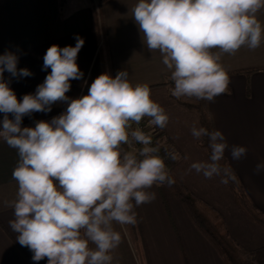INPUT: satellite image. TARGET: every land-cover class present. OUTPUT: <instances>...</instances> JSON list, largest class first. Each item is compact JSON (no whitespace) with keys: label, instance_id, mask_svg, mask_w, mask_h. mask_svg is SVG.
Instances as JSON below:
<instances>
[{"label":"clouds","instance_id":"obj_1","mask_svg":"<svg viewBox=\"0 0 264 264\" xmlns=\"http://www.w3.org/2000/svg\"><path fill=\"white\" fill-rule=\"evenodd\" d=\"M261 10L264 0H137L132 15L149 52L158 51L171 72L172 97L213 102L229 92L222 56L264 43ZM74 39V47L52 45L46 50L42 71L50 73L34 94L19 101L4 73L17 80L33 73L17 67L15 52L0 55V139L18 156L12 171L15 198L3 205L13 210L9 227L34 262L113 264V253L122 243L114 225L135 227L136 209L157 198L151 189L176 183L159 147L139 127L147 118L150 125L165 129L170 117L151 99L150 87L133 85L126 70L114 78L99 75L87 95L67 96L71 81L84 76L76 62L84 39ZM59 103L67 105L60 115L22 127L24 117L47 114ZM191 135L207 138L211 151L207 160L191 163L188 172L219 178L223 185L236 182L232 168L220 163L230 148L224 135L203 126H193ZM246 153L245 147L230 148L233 160ZM166 156L181 158L175 151ZM261 171L264 163L254 170Z\"/></svg>","mask_w":264,"mask_h":264},{"label":"crops","instance_id":"obj_2","mask_svg":"<svg viewBox=\"0 0 264 264\" xmlns=\"http://www.w3.org/2000/svg\"><path fill=\"white\" fill-rule=\"evenodd\" d=\"M0 0V55L5 50L19 56L18 68H26L33 75L11 79L10 87L18 101L25 94H34L50 69L42 71L43 56L52 45L75 46L74 36L84 39L78 53L77 65L84 73L81 80L71 81L66 93L72 99L88 94L91 83L101 74L115 77L126 70L129 81L147 84L151 99L168 113L170 122L163 129L179 152L170 174L188 191L201 199L222 217L230 237L244 250L253 251L264 246V228L254 223L236 204L228 185L219 178L205 179L191 163L207 160L200 150V140L191 135L193 126L200 127L197 116L172 101L165 88L156 87L171 76L162 63L158 51L149 52L143 33L136 25L132 9L137 0ZM100 12L101 22L97 20ZM264 23V10L258 13ZM102 27V28H101ZM108 57L102 60L101 47ZM221 62L227 72L264 67V43L255 49H240L234 56L224 54ZM230 92L209 102L215 130L220 131L228 145L241 146L247 153L233 160L230 148L225 158L240 178L246 194L264 212V171L255 174L256 165L264 163V71L250 76L229 75ZM64 103L53 104L52 111L33 113L24 117L22 127H34L35 121H49L66 110ZM3 114H0V119ZM11 119V116L9 117ZM187 156L188 159H183ZM17 153L0 139V264H47V259L32 260V252L21 246L9 227L13 210L3 205L15 198L16 182L12 171ZM155 201L136 209L141 238L148 264H226L212 243L190 219L182 203L167 186H154ZM122 235V243L113 253V264H141L126 226L114 225Z\"/></svg>","mask_w":264,"mask_h":264},{"label":"trees","instance_id":"obj_3","mask_svg":"<svg viewBox=\"0 0 264 264\" xmlns=\"http://www.w3.org/2000/svg\"><path fill=\"white\" fill-rule=\"evenodd\" d=\"M104 1L105 0H101L98 3V7ZM97 20L99 21V23L101 22L102 25V19L99 11L97 13ZM100 49L103 60L104 57H108V52L105 45L104 46L102 45ZM259 71H264V67L230 71L227 73L228 75H243L248 81L251 75ZM156 87L165 88L169 98L172 101H174L176 104L183 107L187 111L194 113L198 118L200 126L208 128L210 131L215 130L214 119L210 111L208 101H204V100L198 101L195 98H181L177 100L176 98L172 97L171 91L174 85L170 80V77L165 78L163 82L157 85ZM133 127L135 128L136 125H133ZM139 127L146 134L152 137V141H153L152 146L159 147L160 149L159 154L162 157H165V163L168 169L170 170L177 163L178 160L173 161L171 159H168L166 154L172 151H175L177 154H179V152L175 148V146L170 142L168 137L165 135L163 129L150 125L148 123L147 118H145L141 122ZM198 146L202 151V153L208 159L211 150L208 148L207 138H203V140H200ZM125 147L128 150H133L131 146H125ZM137 147L139 146L137 145ZM220 163L223 166H230L229 162L225 157ZM235 175L237 176V181L234 183L230 182L228 186L234 195V199L237 206L254 223L264 228V212L259 210L254 205V203L251 201L249 196L246 194L240 178L236 173ZM175 181L176 183L174 185H172L171 187L168 186L167 187L174 192L175 196L184 206L192 222L196 225V227L200 230V232L212 243V245L218 250L219 254L224 259L226 264H264V246L253 251H246L243 248H241L228 234L226 225L220 214H218L205 202H203L201 199H199L198 197L193 195L190 191H188L179 181H177L176 179ZM126 229L128 234L132 236L130 241L132 242L133 246L136 248L137 252L139 253V260L141 261V264H148L146 260L145 249L143 247L139 224H137L135 227L126 226Z\"/></svg>","mask_w":264,"mask_h":264},{"label":"rangeland","instance_id":"obj_4","mask_svg":"<svg viewBox=\"0 0 264 264\" xmlns=\"http://www.w3.org/2000/svg\"><path fill=\"white\" fill-rule=\"evenodd\" d=\"M99 22V21H98ZM100 24V23H99ZM102 28V27H101ZM134 249L136 250V248L134 247ZM136 254H137V257H138V259H139V253L137 252V250H136Z\"/></svg>","mask_w":264,"mask_h":264}]
</instances>
